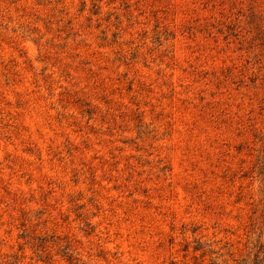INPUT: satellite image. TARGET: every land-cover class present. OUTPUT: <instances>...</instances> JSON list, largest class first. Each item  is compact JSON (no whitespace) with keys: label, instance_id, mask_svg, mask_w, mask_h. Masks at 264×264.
Returning a JSON list of instances; mask_svg holds the SVG:
<instances>
[{"label":"rangeland","instance_id":"1","mask_svg":"<svg viewBox=\"0 0 264 264\" xmlns=\"http://www.w3.org/2000/svg\"><path fill=\"white\" fill-rule=\"evenodd\" d=\"M264 0H0V264H259Z\"/></svg>","mask_w":264,"mask_h":264},{"label":"trees","instance_id":"2","mask_svg":"<svg viewBox=\"0 0 264 264\" xmlns=\"http://www.w3.org/2000/svg\"><path fill=\"white\" fill-rule=\"evenodd\" d=\"M255 264H257V262ZM259 264H264V257H262L261 259H259Z\"/></svg>","mask_w":264,"mask_h":264}]
</instances>
